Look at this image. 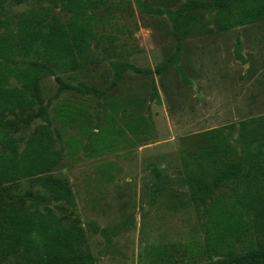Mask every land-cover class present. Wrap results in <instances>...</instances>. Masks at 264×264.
Here are the masks:
<instances>
[{"label":"rangeland","instance_id":"374dc122","mask_svg":"<svg viewBox=\"0 0 264 264\" xmlns=\"http://www.w3.org/2000/svg\"><path fill=\"white\" fill-rule=\"evenodd\" d=\"M184 1L109 0L110 5L95 13L84 65L58 76L67 84L103 91L99 97L70 90L55 95L54 77L40 81L42 104L51 129L58 133L55 146L61 151L51 175L69 186L73 202L47 200L30 179L3 187L5 200L43 196L46 207L57 216L76 218L94 264L203 263L245 245L229 239L220 247L207 240L206 208L210 204L230 207L233 188L221 184L203 202H196L182 180L180 157L197 149L204 132L221 129L230 141L240 132L241 122L264 117V22L219 31L212 12L192 11L181 20V48L170 67L150 75L127 70L105 91L112 78V61L154 70L175 51L170 20L144 13L139 2L174 10ZM27 7L5 4L2 16L15 17ZM56 14L62 21L67 19L64 13ZM236 40L244 61L235 58ZM62 102L81 104L83 125L91 135L98 134L111 117L114 146L88 152L83 137L82 146L70 156L65 140L78 139L82 133L77 126L61 128L52 120L53 109ZM133 118L140 123L130 132L125 123ZM41 123L38 118L9 133L22 141ZM25 205L44 207L31 200ZM0 264L19 263L4 256Z\"/></svg>","mask_w":264,"mask_h":264},{"label":"trees","instance_id":"16d2710c","mask_svg":"<svg viewBox=\"0 0 264 264\" xmlns=\"http://www.w3.org/2000/svg\"><path fill=\"white\" fill-rule=\"evenodd\" d=\"M5 4L28 7L15 17H5ZM106 5H110L109 0H0V258L12 257L19 264L95 263L86 251L78 220L64 214L57 216L45 205L47 200L69 205L73 196L63 180L51 175L61 160V151L55 146L58 133L51 129L42 104L40 81L54 77L55 95L65 90L102 95L103 91L67 84L58 75L73 73L84 65L95 13ZM139 6L146 14L167 16L172 23L175 51L154 70L112 61V78L105 91L127 70L150 75L170 67L181 48V20L192 11L212 12L219 31L264 22V0H185L174 10L152 8L144 2ZM56 12L66 14L67 19L62 21ZM234 54L237 60L244 61L238 40ZM51 117L61 128H80V138L64 142L70 156L82 146L83 137L87 138L88 152L110 149L115 144L112 118L107 116L99 133L91 135L83 125L85 114L78 102H62ZM38 118L42 123L24 140L18 141L9 133L11 129L28 127ZM139 123L133 118L125 128L135 131ZM239 126L240 132L230 141L221 129L204 132L197 149L180 157L182 180L196 202H203L221 184L229 183L233 188L230 207L210 204L206 208L207 240L220 247L229 239L245 244L238 251L195 264H264V117ZM23 179H30L48 199L19 195L16 200H5L4 185ZM28 200L44 204L43 209L29 208L25 205Z\"/></svg>","mask_w":264,"mask_h":264},{"label":"crops","instance_id":"0c3cea01","mask_svg":"<svg viewBox=\"0 0 264 264\" xmlns=\"http://www.w3.org/2000/svg\"><path fill=\"white\" fill-rule=\"evenodd\" d=\"M159 247V246H158ZM160 247H162V246H160ZM160 249V248H159ZM161 251H162V249H160Z\"/></svg>","mask_w":264,"mask_h":264}]
</instances>
